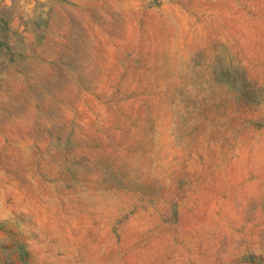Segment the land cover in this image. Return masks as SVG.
I'll return each instance as SVG.
<instances>
[{
    "label": "rangeland",
    "instance_id": "1",
    "mask_svg": "<svg viewBox=\"0 0 264 264\" xmlns=\"http://www.w3.org/2000/svg\"><path fill=\"white\" fill-rule=\"evenodd\" d=\"M0 264H264V0H0Z\"/></svg>",
    "mask_w": 264,
    "mask_h": 264
}]
</instances>
